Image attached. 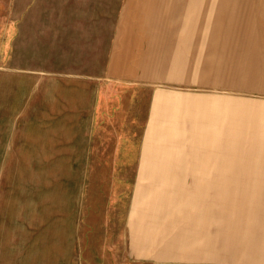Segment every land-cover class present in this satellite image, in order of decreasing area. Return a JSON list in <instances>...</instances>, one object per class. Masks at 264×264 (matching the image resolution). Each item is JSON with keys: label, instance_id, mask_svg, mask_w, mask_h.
I'll use <instances>...</instances> for the list:
<instances>
[{"label": "rangeland", "instance_id": "374dc122", "mask_svg": "<svg viewBox=\"0 0 264 264\" xmlns=\"http://www.w3.org/2000/svg\"><path fill=\"white\" fill-rule=\"evenodd\" d=\"M156 95L226 104L227 244L262 237L264 0H0V264H205L132 244Z\"/></svg>", "mask_w": 264, "mask_h": 264}, {"label": "crops", "instance_id": "0c3cea01", "mask_svg": "<svg viewBox=\"0 0 264 264\" xmlns=\"http://www.w3.org/2000/svg\"><path fill=\"white\" fill-rule=\"evenodd\" d=\"M178 103L159 95L151 101L135 181L139 209L128 218L132 244L153 247L155 259L264 264L259 225L251 242L236 250L227 244V155L212 150L211 141L228 136L226 104Z\"/></svg>", "mask_w": 264, "mask_h": 264}]
</instances>
